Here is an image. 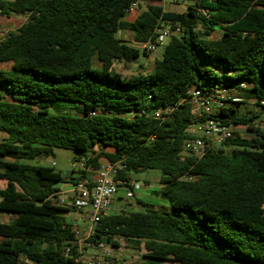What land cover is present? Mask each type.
<instances>
[{
	"label": "trees",
	"instance_id": "1",
	"mask_svg": "<svg viewBox=\"0 0 264 264\" xmlns=\"http://www.w3.org/2000/svg\"><path fill=\"white\" fill-rule=\"evenodd\" d=\"M133 1L0 0L1 16L27 17L0 41V132L8 134L0 143V214L11 217L0 222V264H78L65 255L74 233L62 214L70 210L51 200L65 178L31 164L55 149L75 150L74 161L86 157L92 168L100 158L120 162L122 183L161 173L154 194L168 206L137 200L143 210L108 214L93 242L144 251L133 264H264V130L256 124L264 122V0H193L179 11L150 0L129 22ZM164 24L183 32L166 40L150 74L115 70L148 56L118 32L143 44ZM195 89L240 99L211 118L251 136L237 133L200 158L187 152L199 124L189 102ZM244 101L262 112L241 114ZM167 108L175 110L166 119L154 117Z\"/></svg>",
	"mask_w": 264,
	"mask_h": 264
},
{
	"label": "built area",
	"instance_id": "2",
	"mask_svg": "<svg viewBox=\"0 0 264 264\" xmlns=\"http://www.w3.org/2000/svg\"><path fill=\"white\" fill-rule=\"evenodd\" d=\"M193 0H163L159 5L166 9L168 5H185ZM155 4L150 0H134L126 10V18L133 13L140 14L147 6ZM199 13L206 15L207 12L199 10ZM183 27L179 24L160 25L155 30L156 37L143 43V48L148 55L155 54L163 46L168 38L180 36ZM12 31L0 29V40L8 39ZM244 87V85H242ZM190 105L194 116L199 120L196 127L199 135L185 142L184 148L187 152L200 158L210 149L221 148L228 140L235 137L236 128L225 126L211 118L214 115V106L221 107L226 101L239 102L235 95L226 89H213L211 92L203 93L200 90H192L190 93ZM264 104V103H263ZM175 108H167L157 111L154 114L156 119H166ZM83 171L87 168V158H82L79 162L74 161ZM121 163H107L97 170L95 179L84 177L80 179L72 188V197L64 200L56 194L51 198L58 207L69 206L80 215L83 226L73 222L72 232L74 241L66 248L65 255L74 259L78 264H123L115 247H111L102 242H93L97 227L102 219L108 215L109 208L118 194L119 186L127 184L130 186L127 192V199H134L135 191L141 189L138 182H119L116 180ZM192 180V177H185ZM1 202V200H0ZM9 216V215H8ZM10 217V216H9ZM11 218V217H10ZM92 251V252H91Z\"/></svg>",
	"mask_w": 264,
	"mask_h": 264
},
{
	"label": "rangeland",
	"instance_id": "3",
	"mask_svg": "<svg viewBox=\"0 0 264 264\" xmlns=\"http://www.w3.org/2000/svg\"><path fill=\"white\" fill-rule=\"evenodd\" d=\"M190 5L192 2L189 3ZM181 8L180 6H173L170 8L172 11H179ZM24 21H22L23 23ZM16 26L3 23L2 27L5 29H14ZM216 35V34H215ZM168 41L165 42V44ZM130 45L132 42H127ZM164 44V45H165ZM142 51V49L140 48ZM159 50L162 52L164 50V46H161ZM155 59L151 58L148 59V56H144L141 54L138 61L124 63L120 62L116 64L115 70L123 75H131V74H138V73H147L152 70L154 67ZM96 64V63H95ZM5 69H9L10 65L2 66ZM233 93L237 94L236 91ZM216 106H214V109ZM238 110L241 114H245L246 116H250L251 114H258L262 112L260 108H258L254 101H244L242 105L237 106ZM256 124L264 130V122H256ZM236 134H240L242 137H249L251 133L247 131V129L243 126H237ZM8 138V134L5 132H0V143L3 142L5 139ZM78 153L72 149H55L54 155L49 157H42L38 158L37 160L31 161L33 165H42L45 167H49L54 170L55 174H61L62 176H66L71 174V172L76 169V165L74 163V159L78 158ZM161 177V173L157 170H150L139 174H132L131 179L134 181H138L140 184L144 186V188L135 191L134 199H127V192L128 189L125 187H120L117 196L115 197L112 205L109 208L108 214L119 213L123 210L127 212H135L141 211L143 208L139 206L136 201L139 200L144 204L155 206L158 209H163V207H167L168 204L166 201L162 200L161 198L157 197L154 194V191L158 190V181ZM146 183H148L146 186ZM6 186V182L4 180H0V189H3ZM62 187V186H61ZM55 203V201L53 200ZM65 218L66 222L69 224H73V222H77L78 225L82 226V220L79 218V215L72 212L71 214H62ZM11 218L8 215H1L0 214V222H8ZM120 246L119 248H115L117 252V256L121 260L123 264H133L138 263L142 260V256L144 251H135L131 250L126 247L123 241H119ZM92 252V251H91ZM165 264H174V263H165Z\"/></svg>",
	"mask_w": 264,
	"mask_h": 264
},
{
	"label": "crops",
	"instance_id": "4",
	"mask_svg": "<svg viewBox=\"0 0 264 264\" xmlns=\"http://www.w3.org/2000/svg\"><path fill=\"white\" fill-rule=\"evenodd\" d=\"M7 1H13V0H7ZM173 6H177V5H168L166 7V9L170 10L171 7ZM180 8L182 9H186V6L185 5H179ZM140 14L138 13H133L131 14L129 17L126 18L127 21L129 22H134L137 17L139 16ZM27 20V17L26 16H11V17H5V16H1L0 15V29H3V30H9V31H17ZM22 21H24L22 23ZM3 23H9V24H12L14 26H16V24L18 25L16 28L14 29H5L2 27V24ZM117 37L120 39V40H123L125 42H132L131 45L137 47V48H141L142 50L144 49L143 48V44H138L134 41L133 39V36H132V33L130 31H120L118 32L117 34ZM1 41V40H0ZM162 57V52L160 50H158L155 54L153 55H148V59H151V58H154L155 61L157 59H160ZM96 65H98L96 63ZM116 68V64L114 66ZM153 69V68H152ZM118 72V71H117ZM152 72V70L150 72H147L145 74H150ZM192 133L196 134V135H199V131L197 130L196 127H192ZM103 151L106 152V153H113L114 150L111 149V148H103ZM99 152V149L98 148H95L93 150V153L89 154L87 157L89 159L90 158H94L97 153ZM108 161L104 158H100L98 160V165L99 167L98 168H92V167H88L86 168V171H83L79 165H77V163H75L76 165V169H74L71 174H68L66 175L64 178H65V181L66 183H63L59 186V190L60 192L58 193V196L64 200H69L71 197H72V188L74 187V184H76V182H78L80 179L84 178L85 176L90 178V179H95L96 177V174H97V170L102 167L103 165L107 164ZM132 182H138V181H134L133 179H131ZM139 183V182H138ZM140 184V183H139ZM148 183H146V186H149L147 185ZM62 186V187H61ZM144 188V186L141 184V189ZM160 188V186L158 185V189ZM127 189V188H126ZM63 208H67L70 210V212H67V213H63V214H71L72 212H74L75 214L79 215L75 209L69 207V206H65ZM79 218H80V215H79ZM81 219V218H80ZM83 223V221H82ZM84 224V223H83ZM83 226V225H82Z\"/></svg>",
	"mask_w": 264,
	"mask_h": 264
}]
</instances>
